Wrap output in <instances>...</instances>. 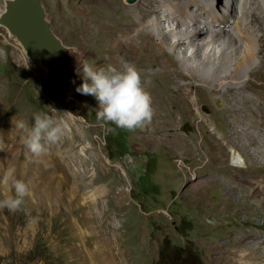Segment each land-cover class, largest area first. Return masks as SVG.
<instances>
[{
  "label": "rangeland",
  "instance_id": "obj_1",
  "mask_svg": "<svg viewBox=\"0 0 264 264\" xmlns=\"http://www.w3.org/2000/svg\"><path fill=\"white\" fill-rule=\"evenodd\" d=\"M126 1L87 0L85 6L91 9V18L102 10L100 15L111 13L106 17L111 19L109 26L124 29L130 19H121ZM43 3L51 27L66 45L82 50L96 69L117 67L115 57L109 60L106 51L110 38L101 30L87 31L73 1ZM3 8L0 0V12ZM142 43L134 42L131 55L137 68L159 72L141 75L153 99L154 116L135 130L109 124L114 130L106 132L97 120L98 100L81 94L90 110L71 115L0 25V117L17 118L31 127L33 114L46 112L69 124L56 144L57 159H50L53 178L46 184L40 183L38 165L27 160L22 137L12 134L8 146H1L0 181L5 185L0 187V199L6 193L14 195L12 179L24 178L31 195L25 198L24 211L0 210V264H85L88 248L95 249L100 238L119 245L120 264H166L158 261L160 256L169 259L167 264H264L263 258H253L257 240L264 238V208L249 188L250 182L264 178V141L229 135L224 97L195 83L184 89L190 78L160 71L157 50ZM121 44L112 55L122 57L126 46ZM259 73L253 78L255 84L261 83L258 92L249 94L262 99L264 106V66ZM82 83L79 73L76 88ZM70 140L75 148L67 151L61 145ZM233 151L245 158L244 166L231 162ZM17 153L29 163L19 173L10 159ZM81 157L91 158L87 179ZM98 157L104 163L95 167ZM180 160L184 165H177ZM94 176L100 181L85 185ZM32 178L38 179L34 185ZM119 179L122 183H117Z\"/></svg>",
  "mask_w": 264,
  "mask_h": 264
},
{
  "label": "bare ground",
  "instance_id": "obj_2",
  "mask_svg": "<svg viewBox=\"0 0 264 264\" xmlns=\"http://www.w3.org/2000/svg\"><path fill=\"white\" fill-rule=\"evenodd\" d=\"M71 1L74 2V10L80 15L81 25L87 31L101 30L110 38L109 48L106 51L110 54L109 60L112 61L115 57L113 61L117 67L119 66L118 68L126 63L135 65L137 62L133 60L131 55L135 50L132 45L146 41L150 50H157L160 56L162 61L160 71H167L176 75L184 74L190 78L191 83L183 84L184 89L195 83L198 86L208 88L212 94L224 97V102H227L224 111L228 114L226 115V122L231 129L229 135L246 137L249 141H264L262 99L250 97L249 94V92L256 91L260 87L259 84L261 83L255 84L253 78H259L257 75L261 74L259 73L260 69L264 66V0H227V5L224 0H129L121 6V10H123L122 14L120 13L121 19L124 16L130 18L129 23L125 27L122 26L124 29L109 26L111 19L107 20L106 17H109L111 13L100 15L101 10L97 17L91 18L89 16L91 9L86 7L87 4L85 6V2L89 3L87 0ZM93 1L98 3L102 0ZM161 14H163L162 19H160ZM116 31L117 34H115ZM121 43L126 46V50L122 52V57L112 55L115 53L114 49ZM186 45L190 51H186ZM124 57H127L126 62L120 64ZM138 70L141 75L159 74L158 71H147L145 66L138 68ZM145 81H143V85L147 86ZM262 84L264 83L262 82ZM162 87H164L163 84ZM6 120L0 117V149L1 146L9 143L12 134H17L20 137L25 135L15 126L17 118ZM66 125L69 128L67 122ZM61 147L67 151H72L75 145L70 140V142L62 143ZM58 150L59 146L52 145L47 153L38 160L30 158L31 154L29 153L27 160L38 165L41 184H46L50 178H53V174L50 173L51 163H53L51 160L57 159ZM20 157V154L17 153L10 158L11 163H16L17 173L20 172V168L29 164L26 161L23 162L22 159L20 160ZM81 160L84 167L82 175L87 179L91 158L81 157ZM231 162L234 165L244 166L245 158L239 152L233 151ZM99 163L103 164L104 162L98 157L97 162L94 163L95 167ZM178 164L180 165V161L177 162ZM27 169L31 170L29 167ZM97 176L89 178L85 185L99 182ZM262 179L250 182L249 188L256 195V202L264 208V178ZM37 181V178H32L30 185H34L33 182ZM117 183H122V180L119 179ZM4 185L5 182L1 180L0 187ZM256 244L257 248L253 252V258L264 259V238L260 236ZM116 249L118 251H115ZM85 257L83 258L85 264H120L118 260L123 255L119 245H113L112 239L100 238L99 245L95 249L88 248ZM253 262L256 263L255 260ZM79 264L84 263L79 261Z\"/></svg>",
  "mask_w": 264,
  "mask_h": 264
},
{
  "label": "clouds",
  "instance_id": "obj_3",
  "mask_svg": "<svg viewBox=\"0 0 264 264\" xmlns=\"http://www.w3.org/2000/svg\"><path fill=\"white\" fill-rule=\"evenodd\" d=\"M71 51L77 54V72L82 73L83 78V83L76 91L82 95H92L98 100L96 116L98 121L103 122L101 127L106 132L114 130L107 127L109 124L132 131L151 122L154 116L152 99L144 89L141 74L135 65L126 63L119 69L111 65L96 69L82 58L78 50ZM33 120L31 127L22 120L16 121L15 126L25 133L21 140L26 154L30 153V158L38 160L52 145L61 141L67 125L65 121L56 120L46 112L34 113ZM11 187L14 195L6 193L0 199V210L6 208L15 214L24 211L22 205L25 198L31 195V190L23 179H12Z\"/></svg>",
  "mask_w": 264,
  "mask_h": 264
},
{
  "label": "water",
  "instance_id": "obj_4",
  "mask_svg": "<svg viewBox=\"0 0 264 264\" xmlns=\"http://www.w3.org/2000/svg\"><path fill=\"white\" fill-rule=\"evenodd\" d=\"M0 25L22 48L29 65L42 72L50 91L65 110L76 117L90 110L89 102L76 91L79 65L77 54L71 50H78L84 59L85 53L66 45L54 32L43 0H4Z\"/></svg>",
  "mask_w": 264,
  "mask_h": 264
},
{
  "label": "trees",
  "instance_id": "obj_5",
  "mask_svg": "<svg viewBox=\"0 0 264 264\" xmlns=\"http://www.w3.org/2000/svg\"><path fill=\"white\" fill-rule=\"evenodd\" d=\"M166 244H165V242H164V245H163V247L165 246ZM162 250H164V248H162ZM158 261H163L164 263H168V261H169V259L167 258V257H163V256H160V258H159V260Z\"/></svg>",
  "mask_w": 264,
  "mask_h": 264
},
{
  "label": "built area",
  "instance_id": "obj_6",
  "mask_svg": "<svg viewBox=\"0 0 264 264\" xmlns=\"http://www.w3.org/2000/svg\"><path fill=\"white\" fill-rule=\"evenodd\" d=\"M182 165H184V164L182 163V160H180V166H182Z\"/></svg>",
  "mask_w": 264,
  "mask_h": 264
}]
</instances>
